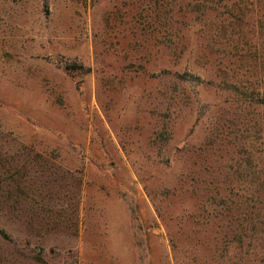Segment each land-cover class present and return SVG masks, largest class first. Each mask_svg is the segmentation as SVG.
<instances>
[{
  "label": "rangeland",
  "instance_id": "rangeland-1",
  "mask_svg": "<svg viewBox=\"0 0 264 264\" xmlns=\"http://www.w3.org/2000/svg\"><path fill=\"white\" fill-rule=\"evenodd\" d=\"M151 1L0 0V264H176L182 183L264 234V5Z\"/></svg>",
  "mask_w": 264,
  "mask_h": 264
},
{
  "label": "trees",
  "instance_id": "trees-1",
  "mask_svg": "<svg viewBox=\"0 0 264 264\" xmlns=\"http://www.w3.org/2000/svg\"><path fill=\"white\" fill-rule=\"evenodd\" d=\"M248 1L249 0H178V3L185 2L184 5L188 14L190 11L197 13V11L206 7V4H211L218 9L223 6L225 9L235 10L239 8V10H241L240 7H242L243 4H247ZM255 1L264 5V0H251V3L249 2L248 4L253 5ZM151 2L158 3V1L153 0ZM180 13H184V11H180ZM229 16L232 19H236L238 15L236 13L234 15L230 14ZM148 18L149 16L147 19ZM151 20L154 21V18L150 19V22ZM165 71L166 69H163V72ZM166 90H170V88L164 86V98L168 96ZM160 136L163 137L164 134L161 133ZM161 156L163 157V154H161ZM164 158L166 157L162 159L164 160ZM170 161L169 158L165 160V162L169 163ZM180 190L182 193L185 192L186 195L195 200V204H193L190 212L192 217L191 215L189 216L190 233L187 234L188 239L191 238L195 246L191 249L192 253L187 252L183 258L179 257L180 250L176 248V239L173 233L168 229V236L174 245L176 264H188L184 263V260L187 262L190 260L188 254H192V261H196L198 264H252L253 255L257 253L255 247L260 248L263 246L264 248V234L261 236V239L260 236L257 235V232L256 235L254 234L252 227H254L255 230L256 225L251 220L250 209L248 210L246 208L243 215L238 219L235 216V212L239 206L236 207V202L233 203L229 196L223 192L225 190L223 187H211L210 190L205 189L200 196L198 190L202 189L197 185L188 188L186 186L184 187L182 183ZM159 215L162 220H164L161 212H159ZM253 216L255 217L254 210ZM257 224L262 225L263 223L258 221ZM248 228L253 231L251 235L249 234ZM262 229L264 230V225ZM191 264L194 263L191 262Z\"/></svg>",
  "mask_w": 264,
  "mask_h": 264
}]
</instances>
